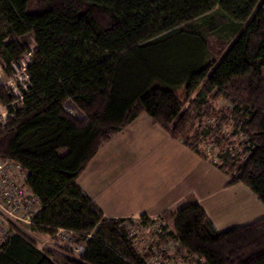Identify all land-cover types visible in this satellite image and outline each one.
Returning a JSON list of instances; mask_svg holds the SVG:
<instances>
[{
	"label": "trees",
	"instance_id": "1",
	"mask_svg": "<svg viewBox=\"0 0 264 264\" xmlns=\"http://www.w3.org/2000/svg\"><path fill=\"white\" fill-rule=\"evenodd\" d=\"M209 39L225 52L214 54ZM26 52L30 87L0 128V160L27 174L38 209L31 228L51 239L70 232L69 241L53 240L84 251H40L9 232L0 264H149L151 248L138 253L123 220L104 219L75 183L141 114L222 173L226 188L244 186L264 207V0H0V66L8 73ZM179 93L193 99L187 109ZM208 98L228 113L209 110ZM0 101L10 95L0 92ZM68 101L83 121L65 112ZM208 110L214 128L201 124ZM158 220L150 243L158 264H264V218L219 232L187 196Z\"/></svg>",
	"mask_w": 264,
	"mask_h": 264
},
{
	"label": "crops",
	"instance_id": "2",
	"mask_svg": "<svg viewBox=\"0 0 264 264\" xmlns=\"http://www.w3.org/2000/svg\"><path fill=\"white\" fill-rule=\"evenodd\" d=\"M104 219H156L176 212L192 196L217 231L264 218V207L244 186L227 178L146 114L114 136L75 181Z\"/></svg>",
	"mask_w": 264,
	"mask_h": 264
},
{
	"label": "built area",
	"instance_id": "3",
	"mask_svg": "<svg viewBox=\"0 0 264 264\" xmlns=\"http://www.w3.org/2000/svg\"><path fill=\"white\" fill-rule=\"evenodd\" d=\"M31 58L32 52H26L18 60L9 62L7 68L9 74L0 66V92L9 94L11 98L8 103L0 101V128L6 126L28 95L30 87L28 68L31 65ZM26 178L27 174L18 163L0 160V237L2 239L17 222L32 225V220L37 214V199L27 189ZM159 224L152 226L155 231H159ZM71 234L57 230L55 237L60 236L70 240ZM160 248L166 249L164 246ZM71 249L75 254L81 255L84 246L80 244Z\"/></svg>",
	"mask_w": 264,
	"mask_h": 264
},
{
	"label": "rangeland",
	"instance_id": "4",
	"mask_svg": "<svg viewBox=\"0 0 264 264\" xmlns=\"http://www.w3.org/2000/svg\"><path fill=\"white\" fill-rule=\"evenodd\" d=\"M216 39H209V44L213 45V49H211L213 51V53L215 54L216 52H220L223 54V52H225V50L227 48H225L223 45L221 46V44L216 43ZM212 54V53H211ZM213 55V54H212ZM214 56V55H213ZM263 74H264V70H263ZM180 94V93H179ZM193 100V99H192ZM190 100L189 102H187L184 98V96L182 94H180V101L182 102L183 105V109H187L189 107V104L191 103ZM208 103L209 105H207V107L209 106V110H216L219 111L221 110H226V114L228 113L229 110V106L227 103H225L222 100H218V101H210V99L208 98ZM64 110L66 113H68L70 116L74 117L76 120L78 121H83L84 117L82 114H80L81 112L73 105L72 102L68 101L67 103L64 104ZM72 105V107H71ZM208 110L209 116H211L212 118L209 119H203L201 124L206 123L207 121L213 122V128L216 126V122H218V120H216V118L214 117L215 115L212 113H210V111ZM215 122V123H214ZM199 125V123H198ZM197 127V126H196ZM230 128H224L223 129V133L225 135H228L230 132ZM200 148L202 149H212V152L214 154H216V152L218 151L215 148L212 147H207L201 145ZM207 156H209V158H212L211 154H207ZM259 202V201H258ZM262 206V205H261ZM155 221V223H161L162 220H158V218L156 219H152ZM167 224V230L168 232L170 231V223L166 222ZM122 226L125 227V230L130 234V238L133 239V243L135 245V248L137 250L138 253L144 252L142 251L143 248H146L149 246V248H151L150 251H148L147 255H151L152 257L149 259L150 264H158L159 263V256L155 255L156 254V248H154L153 246H151L150 243H156L159 240V234L155 233V230L153 229L152 226L149 225H144L143 223L140 222V219L137 220H123L122 222ZM11 233H16L19 234L23 237H25L26 239H28L29 241H32L33 244H35V246L37 247V249H39L40 251H44V249L46 250H50L51 252H62V253H67V254H71L70 251L67 250H72L71 248L80 244H69V246L67 244H63V242H59V241H54L53 238H57L60 239V236H56L54 234V237L51 239L49 236H45L37 231H34L31 228V225H25V224H21L19 222L16 223V225H13L11 227ZM60 237V238H59ZM5 238H1L0 237V244L2 242H4ZM69 241V240H67ZM163 246V245H162ZM43 247V248H42ZM63 248V249H62ZM165 248L167 251H169V254L173 253V244H166ZM66 252H65V250ZM64 250V251H63ZM71 256H73L74 258H76L73 254H71Z\"/></svg>",
	"mask_w": 264,
	"mask_h": 264
},
{
	"label": "bare ground",
	"instance_id": "5",
	"mask_svg": "<svg viewBox=\"0 0 264 264\" xmlns=\"http://www.w3.org/2000/svg\"><path fill=\"white\" fill-rule=\"evenodd\" d=\"M71 107H72V105H71Z\"/></svg>",
	"mask_w": 264,
	"mask_h": 264
}]
</instances>
